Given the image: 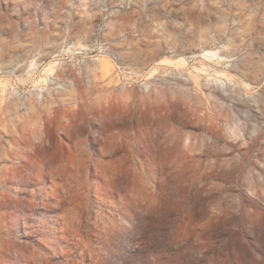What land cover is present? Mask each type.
Instances as JSON below:
<instances>
[{"label":"rangeland","instance_id":"obj_1","mask_svg":"<svg viewBox=\"0 0 264 264\" xmlns=\"http://www.w3.org/2000/svg\"><path fill=\"white\" fill-rule=\"evenodd\" d=\"M0 264H264V0H0Z\"/></svg>","mask_w":264,"mask_h":264}]
</instances>
